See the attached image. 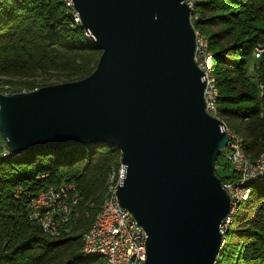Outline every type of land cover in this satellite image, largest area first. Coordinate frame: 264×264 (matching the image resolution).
<instances>
[{"label":"water","instance_id":"obj_1","mask_svg":"<svg viewBox=\"0 0 264 264\" xmlns=\"http://www.w3.org/2000/svg\"><path fill=\"white\" fill-rule=\"evenodd\" d=\"M101 51L85 79L0 93V133L17 157L112 146L117 198L147 233L145 264H217L231 199L217 176L226 124L206 111L184 0H72ZM16 158V157H15Z\"/></svg>","mask_w":264,"mask_h":264},{"label":"trees","instance_id":"obj_2","mask_svg":"<svg viewBox=\"0 0 264 264\" xmlns=\"http://www.w3.org/2000/svg\"><path fill=\"white\" fill-rule=\"evenodd\" d=\"M197 5L192 25L205 34L213 56L216 116L229 132L245 137V152L257 161L264 154V57L255 66L257 82L249 67L253 52L264 44V0ZM72 19L60 0H0V86L11 89L0 87L1 93L77 82L96 69L101 51ZM214 27L223 28L213 32ZM120 167V151L108 145L0 160V264H105L83 254L82 239L103 208L110 174ZM217 176L222 183L237 178L233 170ZM63 183L76 184L80 204L70 224L51 236L30 217L28 206L40 190ZM252 191L225 234L217 264H264V179Z\"/></svg>","mask_w":264,"mask_h":264},{"label":"built area","instance_id":"obj_3","mask_svg":"<svg viewBox=\"0 0 264 264\" xmlns=\"http://www.w3.org/2000/svg\"><path fill=\"white\" fill-rule=\"evenodd\" d=\"M70 5H74L72 0ZM189 4V0H184ZM264 57V53L256 55L257 59ZM195 62L197 66L204 72V80L206 88L204 99L206 111L212 117L217 118L211 111L210 96L212 90L208 82L207 57H203L196 41ZM229 136V134H228ZM12 153L5 143L0 133V157ZM223 155L232 166L237 178L234 181L223 183V188L227 191L231 199V209L234 206L238 195L241 192H233V184L248 179L251 176H257L264 172V165L260 168L246 167L243 160L237 157V145L229 136L227 147L223 151ZM80 196V192L75 183H63L60 190H53V186L40 190L34 194L33 206H28L30 209V217H34V213L42 214V225H39L43 232H50V229H58V209L66 207V215L68 216V204L74 201V198ZM228 220V217L221 225V231ZM105 248H112L114 257L117 259V264H144L145 253L148 249H144L143 235H141V225L134 217H130V212L123 209L116 198L115 202L110 203V210L105 212L99 228L97 229V237L92 243V254L95 252L105 253ZM87 255V254H86Z\"/></svg>","mask_w":264,"mask_h":264},{"label":"bare ground","instance_id":"obj_4","mask_svg":"<svg viewBox=\"0 0 264 264\" xmlns=\"http://www.w3.org/2000/svg\"><path fill=\"white\" fill-rule=\"evenodd\" d=\"M60 1L65 6L67 13L73 16L72 20H74L73 22L75 23L73 27L74 26L82 27L81 17L78 11L75 9V6L70 5L69 0H60ZM201 1L202 0H189V4L186 3L189 9L191 10V22L193 21L194 14H195L194 10L196 6H198L197 4L200 3ZM195 33H196V41H198L201 53L203 54V57H207V60H208V63H207L208 82L213 92L212 95L210 96V106H211V111L216 116L219 92L215 86V79L211 71L213 56L211 52L209 51V46H208L209 43L205 39V37H202L197 32ZM86 37L87 39H89L88 35H86ZM263 53H264V44L259 45V47L255 49L256 55H261ZM2 94L9 95L6 93H2ZM227 132L230 138L234 140L235 145H237V157L243 160V164L246 167L260 168V166L264 165V154H262L257 161H254V162L251 161L245 152V142H244L245 139L238 134L229 132L228 129H227ZM14 157H17V156L14 155L13 153H10L8 155L1 156L0 160L10 159ZM123 173H124V170L122 167L118 174L116 172H112L110 174L108 178V182H107L106 201L103 204V208L98 214L93 226L89 229L87 233H85L82 239L83 240V249H82L83 254L85 255L87 254L86 256H89V257H97L99 259L101 258L105 262V264H117V259L116 257H114V252L112 248H105V253H102V252H95L92 254H88V253L92 252V243L95 242V238L97 237V229L99 228L103 215L105 214V212L110 210V203L116 201L117 191H118L119 185L121 184ZM263 179H264V172H262V174H259L257 176H251V177H248V179H243L237 182L236 184H233V192H241V193L238 195V199H236L234 206H232V209L228 216V220L225 224V227H223V230L221 231L223 235L227 233V231L231 227V224H233L236 216L238 215L240 211L239 209L241 205L243 203H246L249 199H251V195L253 192L252 191L253 185L262 181ZM61 187L62 185L58 187H53V190H60ZM80 199L81 197L78 196L77 198H74V201L72 203L68 204V212H69L68 216L66 215V207H59L58 216L60 217L58 220V229H50V232H46L48 235L54 236V235H57L58 233L60 234V231L66 228L68 223L74 217L75 213H77V208H78V205L80 204ZM33 202H34V198L31 200L29 206H33ZM130 217H134L132 213H130ZM34 218L39 225H42V214L41 213H34ZM141 235H143L144 249H147L148 236L142 226H141ZM147 258H148V252L145 253L144 264L146 263Z\"/></svg>","mask_w":264,"mask_h":264},{"label":"rangeland","instance_id":"obj_5","mask_svg":"<svg viewBox=\"0 0 264 264\" xmlns=\"http://www.w3.org/2000/svg\"><path fill=\"white\" fill-rule=\"evenodd\" d=\"M221 28L223 27H214V28H211L210 30L213 31V32H218L219 30H221ZM198 31V30H197ZM199 34H201L202 36L206 37L204 33H201L200 31H198ZM207 38V37H206ZM230 39H226L225 41L222 42L221 45H225L229 42ZM263 58L261 59H257L256 58V54H255V51L253 52L252 54V59H251V63H250V67H249V74H251L253 77H254V81L257 82V69L255 68L256 64H258L259 60H262ZM257 67V66H256ZM0 87H4L3 90L5 91H10L11 89H9V87H6L5 85H1ZM23 92H27V91H23ZM222 121V120H221ZM241 137H243L245 139V137L241 134H239ZM245 142V140H244ZM219 163H220V166L217 170V174L220 176V177H225V176H228L232 173V166L228 163V161L226 160V158H220L219 160ZM121 169V167L117 170H115L114 172H119ZM232 225V224H231ZM225 236V235H224Z\"/></svg>","mask_w":264,"mask_h":264}]
</instances>
